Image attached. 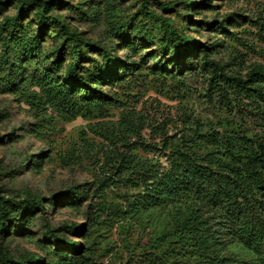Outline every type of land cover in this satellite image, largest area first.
Returning <instances> with one entry per match:
<instances>
[{"label":"trees","instance_id":"trees-1","mask_svg":"<svg viewBox=\"0 0 264 264\" xmlns=\"http://www.w3.org/2000/svg\"><path fill=\"white\" fill-rule=\"evenodd\" d=\"M156 1L174 16L162 15L151 0H135L134 11L109 20V29L94 40L59 12L68 0H0V67L8 84L34 119L42 120L47 109L68 119L114 100L105 85L137 77L144 66L163 76L171 72L172 78L199 67L195 76L206 75L207 90L216 86L231 106H247L248 120L223 118L219 129L188 117L179 133L169 135L157 126L156 100L147 104L144 118H124L127 135L136 133L139 122L150 125L160 143L126 139L122 150L114 148L116 172L138 191L125 205L112 206L122 235L111 245H101L98 235L87 243L92 225L101 223L89 205L86 222L49 220L57 203L81 205L90 189L86 183L48 197L37 192L10 196L0 185V264H264V65L253 64L244 75L223 71L214 58L225 46L218 34H228L235 19L194 15V9L202 15L204 7H212V0ZM76 12L89 13L81 6ZM204 27L215 35L204 41L193 36ZM146 44L154 45L159 58L151 52L133 57ZM27 60L34 68L24 76ZM23 80L37 88L29 90L25 82L19 84ZM44 154L42 149L30 154L27 167L38 169ZM36 218L44 253L14 254L11 234Z\"/></svg>","mask_w":264,"mask_h":264},{"label":"rangeland","instance_id":"rangeland-1","mask_svg":"<svg viewBox=\"0 0 264 264\" xmlns=\"http://www.w3.org/2000/svg\"><path fill=\"white\" fill-rule=\"evenodd\" d=\"M134 2L68 0L69 5L59 12L68 15L70 22L85 36L96 40L101 39L109 29V20L134 11ZM151 2V6L162 15L174 16V12L162 10L156 0ZM211 4L212 7L202 9V15H197L194 9L195 17L220 20L230 14L235 19L228 25V34L217 33L224 39L225 46L214 54V58L221 62L223 71L244 75L253 64L264 65V0H212ZM77 6L87 8L89 13L80 16L76 12ZM7 13H12V9ZM2 16L3 13H0V20ZM200 32V35L193 33V36L202 41L215 35L206 27ZM44 43H49V37L44 39ZM124 52L122 50L120 55ZM146 52L154 54L152 58H159L158 51L151 44L133 52V57L138 58ZM23 66V75L27 76L34 68V61L27 60ZM198 71L199 67L195 71L186 69L185 77L176 75L172 78L171 72L163 76L144 66L142 74L137 77L131 76L117 85H105L114 100L107 101L102 107L82 109L78 115L68 119L56 110L47 109L42 112L44 117L39 121L30 115L29 106L8 84L5 70L0 67V185L5 194L22 197L26 192H37L48 197L70 185L86 183L90 189L85 201L77 206L57 203L60 206L48 214L49 220L55 224L64 220L86 222V206L89 205L100 215L101 223L92 225V235L87 238V243H91L95 235L99 236L101 245L119 241L122 232L111 213L112 206L125 205L128 199L133 200L138 189L124 175L116 172L114 148L122 150L126 139L129 142L145 141L150 145L160 143L155 130L150 125L140 127L139 122L135 125L136 133L127 135L123 127L124 118H144L147 104L156 100V106L152 104V107L157 126L169 135L179 133L183 125L186 126L188 117L212 123L219 129L218 120L223 118H234L239 122L248 120L247 106H231L216 86L208 91L206 75L195 76ZM24 82L29 90L37 88L28 80L19 81V84ZM13 127L17 128L16 134L8 135ZM39 149L45 152L41 166L38 169L27 167L30 154ZM136 152L141 156L154 157L153 152L141 149ZM40 230V219L36 218L24 230L11 234L9 248L16 255L26 250L44 253L39 247ZM80 237L73 235L75 240Z\"/></svg>","mask_w":264,"mask_h":264}]
</instances>
